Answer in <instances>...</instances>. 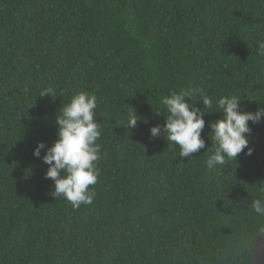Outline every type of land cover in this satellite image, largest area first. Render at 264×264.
<instances>
[{"label": "trees", "instance_id": "obj_1", "mask_svg": "<svg viewBox=\"0 0 264 264\" xmlns=\"http://www.w3.org/2000/svg\"><path fill=\"white\" fill-rule=\"evenodd\" d=\"M260 39L264 0H0V264H253L264 117L249 121L251 155L206 161L216 99L264 108ZM196 87L214 107L191 101L213 112L188 159L150 128L166 123L164 96ZM78 91L97 96L101 159L93 203L73 209L33 151Z\"/></svg>", "mask_w": 264, "mask_h": 264}, {"label": "clouds", "instance_id": "obj_2", "mask_svg": "<svg viewBox=\"0 0 264 264\" xmlns=\"http://www.w3.org/2000/svg\"><path fill=\"white\" fill-rule=\"evenodd\" d=\"M257 55L264 56V39L257 41ZM45 94L55 96L57 91L49 87L39 96ZM186 97L190 101H186ZM197 97L202 101L203 109L214 107V98L206 95L202 88L171 91L160 101L164 106V113H167L163 129L160 125L150 128L153 138L161 132L167 133L169 144L178 145L179 156L188 159L205 148V140L201 135L205 128L204 115L205 112H213L205 111L191 102ZM239 100L240 96L224 95L215 101V111H223V117L210 123V138L214 146L206 161L208 169L235 160L239 153L248 148L249 139L246 134L251 132L249 121L253 124L260 123L264 117V108H258L255 112L244 111ZM96 109L95 94L87 91L74 93L59 109L56 118L57 139L51 146L40 141L33 151V155L39 158L41 150L46 149L42 159L48 165L45 178L54 181L51 195L55 199L62 197L73 209H79L82 204H92L97 194L90 187L97 184L100 174L97 161L101 159V144L98 141L101 139L102 127L96 120ZM159 114L158 112L157 115ZM138 119L141 117L131 108L127 113L126 126L134 128ZM252 151L253 149L248 148L246 154L251 155ZM252 208L264 217V199H255Z\"/></svg>", "mask_w": 264, "mask_h": 264}, {"label": "water", "instance_id": "obj_3", "mask_svg": "<svg viewBox=\"0 0 264 264\" xmlns=\"http://www.w3.org/2000/svg\"><path fill=\"white\" fill-rule=\"evenodd\" d=\"M253 264H264V230L259 232L255 238Z\"/></svg>", "mask_w": 264, "mask_h": 264}]
</instances>
